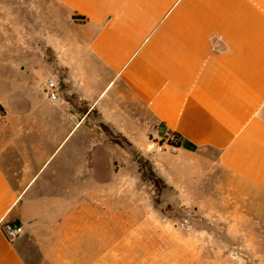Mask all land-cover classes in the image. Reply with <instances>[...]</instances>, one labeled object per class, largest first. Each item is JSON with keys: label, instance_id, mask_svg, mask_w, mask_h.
Wrapping results in <instances>:
<instances>
[{"label": "crops", "instance_id": "crops-1", "mask_svg": "<svg viewBox=\"0 0 264 264\" xmlns=\"http://www.w3.org/2000/svg\"><path fill=\"white\" fill-rule=\"evenodd\" d=\"M33 1L71 22L48 59L19 42L16 62L0 58V264L133 257L122 228L142 192L136 164L126 176L101 126L133 148L150 133L182 136L178 154L155 160L180 196L208 168L234 192L264 195V0ZM31 69L55 82V101ZM5 223L22 234L8 239Z\"/></svg>", "mask_w": 264, "mask_h": 264}, {"label": "rangeland", "instance_id": "rangeland-1", "mask_svg": "<svg viewBox=\"0 0 264 264\" xmlns=\"http://www.w3.org/2000/svg\"><path fill=\"white\" fill-rule=\"evenodd\" d=\"M52 7L33 0H0V43L10 45L0 51V58L16 62L19 42L29 57L40 55L43 48L48 59L49 41L64 37L59 33L71 22ZM14 71L9 63L5 74ZM30 72L32 85L45 94L47 76ZM90 116L99 123L96 111ZM101 127L125 155L120 166L126 176L136 164L137 187L142 190L136 197L138 209L131 212L129 231L122 228V234L134 238L122 247L136 249L123 264H264V195L234 192L225 186L223 176L208 168L201 187L191 186L180 196L158 176L155 160L163 153L156 151L152 133L143 146L133 148L108 127ZM207 157L216 156L208 153Z\"/></svg>", "mask_w": 264, "mask_h": 264}, {"label": "built area", "instance_id": "built-area-1", "mask_svg": "<svg viewBox=\"0 0 264 264\" xmlns=\"http://www.w3.org/2000/svg\"><path fill=\"white\" fill-rule=\"evenodd\" d=\"M48 89L50 99L55 101L58 97L57 86L52 79L48 81ZM153 143L158 153L174 156L178 154L179 150L181 149L183 138L178 134H168L166 136L155 137ZM2 231L8 239L12 240L22 234V227L20 225L5 223L2 225Z\"/></svg>", "mask_w": 264, "mask_h": 264}, {"label": "trees", "instance_id": "trees-1", "mask_svg": "<svg viewBox=\"0 0 264 264\" xmlns=\"http://www.w3.org/2000/svg\"><path fill=\"white\" fill-rule=\"evenodd\" d=\"M74 19L79 20L80 22H85L84 18L77 19V18L74 17Z\"/></svg>", "mask_w": 264, "mask_h": 264}]
</instances>
